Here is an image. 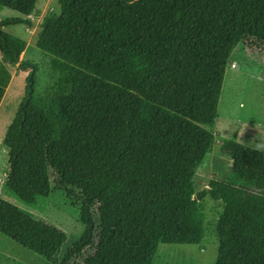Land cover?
<instances>
[{
  "label": "trees",
  "instance_id": "1",
  "mask_svg": "<svg viewBox=\"0 0 264 264\" xmlns=\"http://www.w3.org/2000/svg\"><path fill=\"white\" fill-rule=\"evenodd\" d=\"M38 1L0 9L28 16ZM14 24L30 21L0 20V101L25 48ZM34 45L57 77L29 98L27 79L5 186L25 203L62 191L76 209L83 230L58 264H154L159 244L203 239L206 195L220 205L214 264H264V151L223 139L225 172L206 190L193 180L232 52L264 50V0H57ZM0 234L46 259L66 240L1 198Z\"/></svg>",
  "mask_w": 264,
  "mask_h": 264
},
{
  "label": "rangeland",
  "instance_id": "2",
  "mask_svg": "<svg viewBox=\"0 0 264 264\" xmlns=\"http://www.w3.org/2000/svg\"><path fill=\"white\" fill-rule=\"evenodd\" d=\"M49 10H57V0H39L35 10L28 16H21L8 8L0 9V20L20 16L30 21L28 25L14 24L3 28L7 33L22 38L25 48L19 55L18 62L8 68V90L0 102V198L21 208L31 217L61 229L66 240L54 257L46 259L0 234V264H58L66 248L78 239L83 230L76 209L62 191L52 190L48 196L39 198L36 203H25L5 186L8 149L3 138L25 95L27 79L32 70L30 65H35L33 82L38 92L57 77L49 67L50 56L34 45V37L42 16ZM247 43V47L252 44L251 41ZM247 47L237 46L228 60L218 100V116L212 127L214 144L193 178L198 191L207 188L212 177L225 172L226 158L219 151L223 139H232L264 151V147H257L264 146V50ZM202 204L207 221L203 239L198 243L159 244L154 264H214L216 240L212 230L220 205L208 195ZM82 260L80 257L69 264H83Z\"/></svg>",
  "mask_w": 264,
  "mask_h": 264
},
{
  "label": "water",
  "instance_id": "3",
  "mask_svg": "<svg viewBox=\"0 0 264 264\" xmlns=\"http://www.w3.org/2000/svg\"><path fill=\"white\" fill-rule=\"evenodd\" d=\"M32 74H33V69L30 72V75L28 77V91H27V97L29 98L33 88H32V83H33V79H32Z\"/></svg>",
  "mask_w": 264,
  "mask_h": 264
},
{
  "label": "bare ground",
  "instance_id": "4",
  "mask_svg": "<svg viewBox=\"0 0 264 264\" xmlns=\"http://www.w3.org/2000/svg\"><path fill=\"white\" fill-rule=\"evenodd\" d=\"M7 90H8V87H6V88H5V91H4V93H5ZM3 95H4V94H3ZM1 100H2V99H1ZM0 102H1V101H0Z\"/></svg>",
  "mask_w": 264,
  "mask_h": 264
},
{
  "label": "clouds",
  "instance_id": "5",
  "mask_svg": "<svg viewBox=\"0 0 264 264\" xmlns=\"http://www.w3.org/2000/svg\"><path fill=\"white\" fill-rule=\"evenodd\" d=\"M257 147H264V146H262V145H258Z\"/></svg>",
  "mask_w": 264,
  "mask_h": 264
}]
</instances>
